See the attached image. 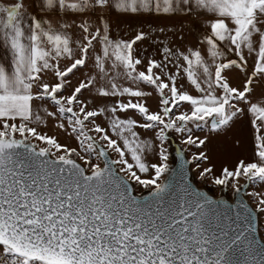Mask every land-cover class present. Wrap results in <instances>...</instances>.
<instances>
[{"label":"snow or ice","instance_id":"obj_1","mask_svg":"<svg viewBox=\"0 0 264 264\" xmlns=\"http://www.w3.org/2000/svg\"><path fill=\"white\" fill-rule=\"evenodd\" d=\"M0 264H264V0H0Z\"/></svg>","mask_w":264,"mask_h":264},{"label":"rangeland","instance_id":"obj_2","mask_svg":"<svg viewBox=\"0 0 264 264\" xmlns=\"http://www.w3.org/2000/svg\"><path fill=\"white\" fill-rule=\"evenodd\" d=\"M170 151H172V147L171 146H170ZM247 152H248V146L246 144L245 149H244V153L247 154ZM171 158H173V157H171ZM203 188L206 189L207 191H209L211 189L212 192H210V194H212L214 192L215 194L223 195V196H225L227 198H232V194H231L230 191L225 192V193H219L218 191L213 189V187L211 185H204Z\"/></svg>","mask_w":264,"mask_h":264},{"label":"water","instance_id":"obj_3","mask_svg":"<svg viewBox=\"0 0 264 264\" xmlns=\"http://www.w3.org/2000/svg\"><path fill=\"white\" fill-rule=\"evenodd\" d=\"M171 147H172V157L175 158V148L177 147V142L176 141H172L171 143ZM179 166V159L176 158L175 159V163L173 164V167H178ZM203 190L207 191L206 189L203 188ZM244 190H241V193L243 194ZM225 197V196H224ZM227 198V197H225ZM233 198V197H232ZM234 199V198H233Z\"/></svg>","mask_w":264,"mask_h":264}]
</instances>
